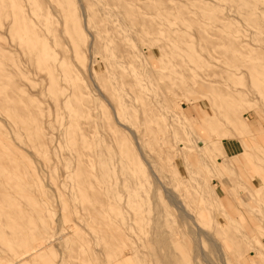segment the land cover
<instances>
[{"label": "rangeland", "instance_id": "obj_1", "mask_svg": "<svg viewBox=\"0 0 264 264\" xmlns=\"http://www.w3.org/2000/svg\"><path fill=\"white\" fill-rule=\"evenodd\" d=\"M80 1L0 0V264L40 237L43 253L16 264H264V12L247 21L232 0H89V21ZM212 14L227 19L210 35ZM73 138L90 152L81 174ZM230 138L234 156L222 151ZM121 171L144 183L135 196ZM166 191L207 236L178 235L174 257L162 234L195 227L181 226Z\"/></svg>", "mask_w": 264, "mask_h": 264}, {"label": "bare ground", "instance_id": "obj_2", "mask_svg": "<svg viewBox=\"0 0 264 264\" xmlns=\"http://www.w3.org/2000/svg\"><path fill=\"white\" fill-rule=\"evenodd\" d=\"M52 1V0H51ZM208 1H210V2H212V3H214V1L215 0H208ZM233 1V3H235V13H236V15L240 18V19H242V20H252V18L253 17H256V16H258V15H260V14H262V12H264V9H262L260 6H259V4H258V2H257V0H232ZM24 2V1H23ZM37 2V1H36ZM43 2V1H42ZM76 2H77V0H76ZM81 2V8H82V11L84 12V14L85 15H87V17L89 18V21H96V18H95V13H93L92 11H91V9H90V3H89V0H81L80 1ZM79 2V3H80ZM109 2V1H108ZM78 3V2H77ZM116 3V2H115ZM37 5H39V7H42V4L41 3H39V2H37ZM78 5V4H77ZM48 6V5H47ZM119 6V5H118ZM80 7V6H79ZM97 7V6H96ZM204 7V5H203V3H202V1H200V4H199V9L201 10L202 8ZM44 8V7H43ZM79 9V8H78ZM98 9V8H97ZM71 10V9H70ZM15 11V10H14ZM27 11V10H26ZM25 11V12H26ZM38 11H40V10H38ZM80 11V10H79ZM101 11H102V14H108L109 13V10L107 9V8H103V7H101ZM81 13V12H80ZM23 15V14H22ZM114 15V14H113ZM112 15V16H113ZM213 15V14H212ZM210 16L209 18H210V20H212V26L210 27V30H209V34L210 35H212L213 34V31H214V28L215 27H217V26H221V25H224L225 23H224V21L227 19V17H225L224 15H221V16H218V15H213V16ZM20 16V15H19ZM40 16V15H39ZM41 16H43L42 14H41ZM115 16V15H114ZM201 17H202V15H200ZM49 17V16H48ZM39 18V17H38ZM84 18V17H83ZM203 18V17H202ZM7 20V19H6ZM23 20V19H22ZM84 21V20H83ZM200 21H202V19L200 20ZM2 22V21H1ZM202 28V26L201 25H199V29H201ZM6 29V28H5ZM82 29H83V27H82ZM99 29V28H98ZM97 29V30H98ZM31 30V29H30ZM2 32V31H1ZM20 32V31H19ZM100 32V29L98 30V31H96V33H94V34H91L90 36L91 37H93L92 38V51L93 52H96V50L98 49V36H99V33ZM89 36V35H88ZM89 36V37H90ZM90 39V38H89ZM199 39L202 41V40H204L205 38L203 37V35L201 34V31H199ZM10 45V44H9ZM13 45V44H12ZM60 45V44H59ZM50 46V45H49ZM88 47V46H87ZM104 47V46H103ZM119 47V46H118ZM1 48V47H0ZM3 48V47H2ZM60 49V48H59ZM58 49V50H59ZM8 50V49H7ZM57 50V51H58ZM64 50V49H63ZM66 51V50H65ZM86 51V50H85ZM9 52V51H8ZM62 52V51H61ZM3 54V53H2ZM64 54V53H63ZM65 54H66V52H65ZM60 55H61V53H60ZM121 55V54H120ZM68 56V55H67ZM70 56H71V54H70ZM8 57V56H7ZM11 57V56H10ZM66 57V56H65ZM60 58V57H59ZM69 58V57H68ZM24 59V58H23ZM64 59V58H63ZM110 61V60H109ZM127 61V60H126ZM92 63H93V61H92ZM86 67V66H85ZM185 68V67H184ZM87 69V68H86ZM75 70V69H74ZM81 70V69H80ZM21 71V70H20ZM84 71H87V70H84ZM94 71V70H93ZM35 73H36V71H35ZM23 74V73H22ZM71 74V73H70ZM96 74V73H95ZM40 75V74H39ZM25 77V76H24ZM28 77V76H27ZM42 77V76H41ZM90 80V79H89ZM96 80L97 81H99L100 82V85H101V83L102 82H104V76L103 75H99L98 77H96ZM22 81V80H21ZM16 83V82H15ZM45 85V84H44ZM44 88V87H43ZM133 90V89H132ZM7 91V90H6ZM31 91V90H30ZM15 93V92H14ZM25 93V92H24ZM17 94V93H16ZM8 95V94H7ZM74 95V90H72L70 93H69V95L68 96H73ZM21 96H23V95H21ZM26 96V95H25ZM106 96V95H105ZM108 96H111V93H109L108 94ZM2 97V96H1ZM10 97H14V96H10ZM29 96H27V98H28ZM56 97V96H55ZM104 97V96H103ZM3 98V97H2ZM79 98V97H78ZM106 98V97H105ZM7 99H9V98H7ZM14 99V98H13ZM12 99V100H13ZM22 99V98H21ZM55 99V98H54ZM59 99V98H58ZM108 98H106L105 100H107ZM110 99V98H109ZM2 101L0 102L1 104H2V102H4L3 101V99H1ZM11 100V99H10ZM24 101V100H23ZM31 101H32V99H31ZM35 101V100H34ZM58 101V100H57ZM108 101V100H107ZM111 101V100H110ZM15 102H16V99H15ZM106 102V101H105ZM24 103V102H23ZM27 104H28V102H26ZM58 103H59V101H58ZM108 103V102H107ZM0 104V105H1ZM14 104V103H13ZM26 104V105H27ZM5 105V104H4ZM15 105H17V104H15ZM109 105V104H108ZM18 107H20V105H17ZM17 106H15V107H17ZM1 107V106H0ZM13 107V106H12ZM31 107V106H30ZM29 107V108H30ZM101 107V106H100ZM3 108H4V106H3ZM2 109V108H1ZM20 109H22V108H20ZM20 109H18V110H20ZM28 109V108H27ZM110 109V108H109ZM23 110V109H22ZM30 110V109H29ZM33 110V112H34V109H32ZM57 110H58V108H57ZM16 111H17V109H16ZM76 111H77V114H79L80 115V113H81V110H79V108H77L76 109ZM23 112V111H22ZM22 112L20 111V113L22 114ZM29 112V111H28ZM113 113H114V115H113ZM113 113H111L113 116H114V118H113V120H115L114 122H116V119L115 118H117V115H118V113H117V109H115L114 108V112ZM15 114H17V112L15 113ZM19 114V113H18ZM34 114V113H33ZM233 114V113H232ZM20 115V114H19ZM34 116V115H33ZM32 116V117H33ZM36 116V115H35ZM19 117H22V116H19ZM37 117V116H36ZM142 117L144 118L145 116H144V113L142 112ZM141 117V118H142ZM25 118V117H24ZM110 118V117H109ZM119 118V117H118ZM142 118V119H143ZM21 119V118H20ZM27 119V118H26ZM31 119V118H30ZM38 119V118H37ZM147 119V118H146ZM76 120V119H75ZM74 120V121H75ZM39 121V120H38ZM83 121V120H82ZM142 121H145V118L142 120ZM20 122V121H19ZM80 122H81V120H80ZM146 122V121H145ZM4 123V122H3ZM87 123V122H86ZM118 123V122H117ZM21 124V123H20ZM37 124H40V123H37ZM37 124H36V126H37ZM42 124V123H41ZM80 124V123H79ZM108 124V123H107ZM23 124H21V126H22ZM6 126V125H5ZM20 126V127H21ZM88 127V126H87ZM105 127V126H104ZM121 127V126H120ZM124 127H125V125H124ZM23 128V127H22ZM126 128H128V127H126ZM25 129V128H24ZM38 129H40V126H39V128ZM82 129V128H81ZM80 129V130H81ZM129 129V128H128ZM19 130V129H18ZM133 132V131H132ZM131 131H129L128 133H132ZM84 133V132H83ZM133 134V133H132ZM55 135V134H54ZM108 135V134H107ZM131 135V134H130ZM64 137V136H63ZM38 140H40V135L38 136V137H36ZM135 138V137H134ZM12 139V138H11ZM36 139V140H37ZM46 139V138H45ZM120 139V138H119ZM29 140V139H28ZM117 140V138H115L114 136H112L111 137V142L112 141H116ZM153 140V139H152ZM76 139H74L73 138V142H74V147H73V151L75 152V154L77 155L76 156V162H77V167H76V171H78V173H83V172H85V169H86V171H88L87 170V168H85V167H83L82 165H81V162H82V159L81 158H79L80 157V155L82 154V151H83V149H85L87 152H85V155L86 156H90V152L88 151V149H87V146H84V145H82V144H76ZM117 141H119V140H117ZM190 141V140H189ZM166 142V141H165ZM27 143V142H26ZM41 143V142H40ZM135 143V142H134ZM16 144V143H15ZM35 144H36V141H35ZM17 145V144H16ZM29 145V144H28ZM31 146V145H30ZM165 147V146H164ZM46 149V148H45ZM170 150V149H169ZM26 151V150H25ZM37 151V150H36ZM28 152V151H27ZM29 152H30V149H29ZM169 152V151H168ZM29 154V153H28ZM84 154V153H83ZM33 156V155H32ZM48 158H50V157H48ZM87 158V157H86ZM81 159V160H80ZM51 160V159H50ZM23 161V160H22ZM114 161H115V159H114V157L112 156V157H108L104 162H103V166H104V169H105V172H107V170L108 169H111V167H112V165H114ZM75 162V163H76ZM72 163V162H71ZM159 163V162H158ZM149 165V164H148ZM148 165H147V167H148ZM86 166V165H85ZM91 166V165H90ZM111 166V167H110ZM226 167L225 168H227V167H231V164L230 163H227L226 165H225ZM162 167V166H161ZM7 168V167H6ZM128 169H131V167H127ZM151 168V166L149 167V169ZM8 169V168H7ZM90 169V168H89ZM150 172H151V176L154 178V179H157V177L155 176V174L153 173V171L150 169ZM222 172V171H221ZM15 175V174H14ZM4 177V176H3ZM107 177H108V175H107ZM5 178V177H4ZM108 179V178H107ZM115 180H117V178H114ZM118 179L121 181V183H122V185L123 186H125L128 190H127V194H128V196H135L137 193H138V189H141L142 188V185H144V183L141 181V180H139V178L137 177V178H134L135 180H133V181H131V180H129V177L127 176V174H125L123 171H121L120 172V178L118 177ZM83 182V181H82ZM156 182V181H155ZM159 182V181H158ZM160 183V182H159ZM82 184V183H81ZM94 184V182L92 183V185ZM160 185V184H159ZM69 186V185H68ZM84 186H85V184H84ZM51 188V187H50ZM51 190H53V189H51ZM95 191H97V190H95ZM167 192V191H166ZM167 195H169V198H167V201H169L173 206H175V207H177L181 212H182V214H180L179 212V216H178V218H179V222L180 223H184V222H190V224L191 225H193L194 227H195V232L190 228V226H187L186 227V229L184 230V229H180V225H177V226H175L174 228H172V229H170L168 232H164L163 234H162V237L164 236V238H166V240H167V246H166V249L167 250H170V255H168L169 257L170 256H176L177 255V252L175 251V249H176V247L178 246V235H180V234H193L194 233V235L197 237H194V238H196V239H198V237L199 236H201V235H203V230L201 231L200 229H199V226L197 225V223H195V220H194V218H193V216L191 215V214H189V213H187L186 211H183V209L181 208V205L179 204V200L177 201L176 200V197H175V195H173V194H171L169 191L167 192ZM90 199V198H89ZM168 202V203H169ZM190 206V205H189ZM95 208H97V207H95ZM174 208V207H173ZM196 208V207H195ZM89 209V208H88ZM91 210V209H90ZM89 210V211H90ZM151 210V209H150ZM88 211V210H87ZM92 211V210H91ZM196 211V210H195ZM71 212V211H70ZM90 213V212H89ZM156 213L157 214H159V212L158 211H156ZM195 213V212H194ZM204 213H206L207 214V212H205V209L204 208H201V207H199L198 209H197V216H196V218H202V219H205L206 218V215L204 214ZM91 214V213H90ZM176 215V214H175ZM90 217V216H89ZM88 217V218H89ZM92 217V216H91ZM177 217V216H176ZM1 218V217H0ZM94 218V217H93ZM1 220V219H0ZM93 220V219H92ZM97 220V219H96ZM176 220V219H175ZM178 221V220H177ZM69 222V221H68ZM100 222V221H99ZM2 223H3V221H2ZM71 224V223H70ZM216 224H220V223H216ZM65 225V224H64ZM181 226L182 227H185L186 225H185V223L182 225L181 224ZM222 226V225H221ZM220 226V228L221 229H223L224 227H221ZM216 228V227H215ZM213 229V228H212ZM56 231V230H55ZM216 231V230H215ZM70 232H72V231H70ZM12 233V232H11ZM205 233V232H204ZM211 234V233H210ZM220 234V233H219ZM114 235V234H113ZM208 235H209V233H208ZM212 235H213V233H212ZM107 236V235H106ZM205 235H203V237H204ZM192 237V236H191ZM215 237V236H214ZM213 237V238H214ZM220 237V236H219ZM80 238V237H79ZM78 238V239H79ZM204 238H207V236H205ZM203 238V239H204ZM210 238V237H209ZM208 238V239H209ZM55 239V238H54ZM192 239V238H191ZM195 239V240H196ZM211 239V238H210ZM199 240V239H198ZM198 240H196V241H198ZM204 240H206V239H204ZM214 240L216 241V239L214 238ZM213 240V241H214ZM219 240V239H218ZM44 241H47V239L45 240V238L42 240L41 239V237L39 238V240L38 239H35V240H32V242L29 244L28 242H26V241H24L23 243H22V245H21V248L20 249H18V250H16V252H12V253H10L11 255H12V261H14V264H16V263H19L22 259H23V257H26V256H28L29 258L31 257V258H33V257H36V256H38V255H40V254H42L43 253V251L45 250V247H46V245H45V243L46 242H44ZM195 241V242H196ZM233 241V240H232ZM194 242V239L192 240V242L191 243H193ZM206 242H207V240H206ZM188 243V242H187ZM214 244H212V245H215V242H213ZM218 243V242H217ZM216 243V244H217ZM221 243V242H220ZM194 245H196L195 243H193ZM193 244H192V248H193ZM198 244H199V242H198ZM208 244H211V243H208ZM234 244V243H233ZM73 246V245H72ZM77 246V245H76ZM189 246V245H188ZM197 246V245H196ZM218 246V245H217ZM78 247V246H77ZM223 247V246H222ZM197 249H198V247H196ZM211 248H212V246H211ZM224 249V248H223ZM69 250V249H68ZM261 250V249H260ZM73 251V250H72ZM191 251H193V249H191ZM196 251V250H195ZM199 251H201L200 250V247H199ZM212 251V250H211ZM71 253V250H70V252H68V254H70ZM74 253V252H73ZM197 253V252H196ZM199 253V252H198ZM203 253V251H201V254ZM200 254V253H199ZM259 255H260V258H264V253H261V252H259L258 253ZM203 256L205 255V254H202ZM69 256V255H68ZM72 256V255H71ZM74 256V255H73ZM167 256V257H168ZM194 256H195V252H194ZM201 256V255H200ZM206 256V255H205ZM66 257H67V255H66ZM209 257V256H208ZM207 256L205 257V258H208ZM10 258H11V256H10ZM59 258V257H58ZM204 257H200V259H203ZM124 259L125 258H123V259H117V264H122L123 262H124ZM195 259V258H194ZM209 259H211V258H209ZM208 259V260H209ZM206 260V259H205ZM205 260H203V261H205ZM123 261V262H122ZM209 261H211V260H209ZM208 261V262H209ZM206 262V261H205ZM208 262H206V264L208 263ZM169 263V262H168ZM11 264V263H10ZM13 264V263H12ZM74 264V263H73ZM209 264V263H208ZM210 264H212V263H210Z\"/></svg>", "mask_w": 264, "mask_h": 264}, {"label": "crops", "instance_id": "obj_3", "mask_svg": "<svg viewBox=\"0 0 264 264\" xmlns=\"http://www.w3.org/2000/svg\"><path fill=\"white\" fill-rule=\"evenodd\" d=\"M240 144L235 139H225L222 143V151L226 156H234L240 151Z\"/></svg>", "mask_w": 264, "mask_h": 264}]
</instances>
